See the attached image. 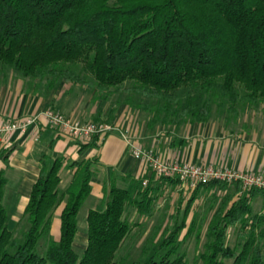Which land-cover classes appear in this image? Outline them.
I'll list each match as a JSON object with an SVG mask.
<instances>
[{"label":"trees","instance_id":"16d2710c","mask_svg":"<svg viewBox=\"0 0 264 264\" xmlns=\"http://www.w3.org/2000/svg\"><path fill=\"white\" fill-rule=\"evenodd\" d=\"M0 66L19 78L46 80L48 92L63 81L156 101L155 112L151 105H139L153 114L150 129L205 124L213 111L204 95L225 100L229 112H236L240 103L264 104V0H0ZM184 92L191 94L182 103ZM80 143V151L99 147V138ZM97 163V157L71 163L74 175L61 190L64 159H39L23 211L27 231L13 253L9 209L3 204L7 179L0 172V264H124L117 254L132 230L126 209L151 218L162 186L181 183L161 178L160 185L147 184L134 193L112 179L104 209L87 214V247L80 258L74 250L78 214L91 195ZM212 190L223 195L219 204L207 208L211 219L201 263L264 264V215L253 208L256 198L264 199V190L219 181L191 190L182 223L166 228L156 246L148 242L133 264H187L179 237L197 227L195 221H185L198 192ZM62 204L60 237L54 241L53 215ZM230 228L243 241L239 248L228 244ZM42 238L48 240L44 257L36 252Z\"/></svg>","mask_w":264,"mask_h":264},{"label":"crops","instance_id":"0c3cea01","mask_svg":"<svg viewBox=\"0 0 264 264\" xmlns=\"http://www.w3.org/2000/svg\"><path fill=\"white\" fill-rule=\"evenodd\" d=\"M74 89L76 87L72 84H59L48 92L43 84H30L14 75L10 69L0 66V121L42 116L49 108L81 122L94 120L97 117L95 109L80 107L78 103L79 97L89 99V91L80 89L76 92ZM113 125L116 130L99 142V147H88L83 151H80V142L47 127L43 119L30 126L25 133L17 132L6 140L0 139V152L4 151L0 157V172L4 173L7 184L11 181L16 183L13 190L18 205L12 208L24 211L38 176L39 159L43 155L64 159L60 171V187L63 190L68 187L75 172V168L69 167L71 163L97 157L92 191L88 198L92 206L105 199V190L112 179L118 187L132 191H138L147 184L160 185V179L142 160L132 155V146L150 150L168 160L264 176V135L261 130L237 134L222 123L212 121L205 124L186 123L180 128L157 126L150 129L148 123L140 128L131 117L127 121L116 117ZM123 136L129 138V144ZM14 177L18 178L17 182L12 180ZM169 188L172 186L164 184L161 194ZM254 203L264 208L261 197L256 198ZM63 206H60L56 217L59 220Z\"/></svg>","mask_w":264,"mask_h":264},{"label":"rangeland","instance_id":"374dc122","mask_svg":"<svg viewBox=\"0 0 264 264\" xmlns=\"http://www.w3.org/2000/svg\"><path fill=\"white\" fill-rule=\"evenodd\" d=\"M76 73L82 74L80 68H73ZM23 79V78H20ZM30 84H43L47 88L46 80L35 81L31 79H23ZM59 84H69L66 82H59ZM74 86V85H72ZM74 89L78 92L80 89H86L89 91V99L80 98L78 103L84 107H90L95 109L97 117L90 122L80 123H94L101 122L113 124L115 118L122 117L123 120L127 121L132 118L138 123L140 128H143L149 122L152 113H148L143 109L139 108L140 104H148L153 106V111L159 106L158 102L152 100L142 99L138 96H127L123 93H99L96 89L89 87L75 86ZM191 94V93H188ZM187 92L182 93V103L186 102ZM202 97V96H201ZM204 98H209L212 101L213 116L210 121L215 123H222L227 129L233 132H251L261 130V134L264 135V104L259 103L258 105L252 106L249 104L240 103L236 107V112H229L230 106L225 100L217 97L215 94L204 95ZM89 102H91L89 104ZM48 110H52L49 108ZM115 111V112H113ZM155 112V111H154ZM64 115V114H63ZM65 116V115H64ZM71 119V118H70ZM221 121V122H220ZM108 124V123H107ZM16 177L12 180L17 182ZM10 180V179H9ZM11 181V180H10ZM15 182L6 185L5 198L3 204L9 209V228L13 232V247L9 248V252L13 253L15 249L21 245L24 241V235L27 231L26 219H23V209L12 208L14 205H18L16 202V194L14 193L13 186ZM63 187H61V190ZM137 193L136 190L133 191ZM223 193L220 190L212 191H200L194 202V206L189 213L185 223L190 225L193 221L196 223V229L191 235H186L184 230L179 241L181 242L180 254L185 257L187 264H202L199 256L203 249L205 242L204 235L206 232V226L211 219V213L207 211L208 206L213 202L215 205L221 201ZM193 196L191 189L183 188L182 186L172 187L167 189L164 194L160 195V201L156 207L154 214L151 218H145L138 215L134 208L128 207L126 209V219L132 225V230L126 240L124 241L121 249L117 254V260L124 262V264H133L141 258V252L144 246L150 242L149 245L156 246L160 240L165 237V229L170 228L174 225H180L183 221L182 215L184 208L188 200ZM20 198V197H19ZM107 202V195L105 199L98 202L97 206H92L90 199H87L81 207L78 214V233L74 243V250L81 258L83 252L87 247V214L89 210H102ZM182 202V204H180ZM21 205V201L19 203ZM254 211L261 215H264V208L261 205L253 204ZM60 211V207L57 208L53 215V224L51 228V237L54 241H58L60 237V220L57 219V215ZM203 221L202 226L198 230L200 222ZM198 230V231H197ZM187 236V237H186ZM228 244L232 248H239L242 244V240L238 238L237 231L233 228L228 230ZM48 246V240L42 238L37 247V254L44 257Z\"/></svg>","mask_w":264,"mask_h":264},{"label":"built area","instance_id":"2783aa9c","mask_svg":"<svg viewBox=\"0 0 264 264\" xmlns=\"http://www.w3.org/2000/svg\"><path fill=\"white\" fill-rule=\"evenodd\" d=\"M40 119L44 120L47 127L69 139L82 143L89 142L94 137H98L99 142H102L107 135L116 130L113 124L80 123L64 116L59 111L46 110L42 116L28 117L17 121H0V139L6 140L17 132L25 133ZM123 138L129 144V138L126 136ZM132 155L142 160L156 178L177 179L183 188L193 190L199 184L219 181L228 184L239 182L244 190H264V176L252 172H235L227 168H214L186 161L168 160L150 150L134 146H132Z\"/></svg>","mask_w":264,"mask_h":264}]
</instances>
